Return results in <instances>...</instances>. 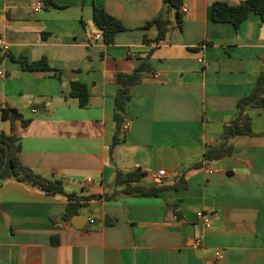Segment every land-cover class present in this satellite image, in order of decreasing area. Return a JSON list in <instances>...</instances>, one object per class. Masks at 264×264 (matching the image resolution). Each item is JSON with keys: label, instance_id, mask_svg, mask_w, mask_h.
<instances>
[{"label": "crops", "instance_id": "0c3cea01", "mask_svg": "<svg viewBox=\"0 0 264 264\" xmlns=\"http://www.w3.org/2000/svg\"><path fill=\"white\" fill-rule=\"evenodd\" d=\"M238 1L182 0V21L174 23L170 11L156 44L149 41L157 29L144 26L162 0H0V38L8 46L0 53V132H10L1 109H16L29 120L26 127L14 121L20 164L60 180L65 194L100 196L63 221L66 196L3 182L0 264H264V108L245 109L253 135L232 138L230 155L187 170L219 144L223 125L264 71L259 16L250 13L238 28L211 19L213 3ZM94 7L124 27L111 44L93 39L100 34ZM41 58L49 71L21 63ZM142 63L149 68L129 87L116 130V75ZM72 82L86 86L84 106L70 96ZM114 135L119 142L111 147ZM136 170L142 186L164 189L105 199L121 188L116 171Z\"/></svg>", "mask_w": 264, "mask_h": 264}, {"label": "trees", "instance_id": "16d2710c", "mask_svg": "<svg viewBox=\"0 0 264 264\" xmlns=\"http://www.w3.org/2000/svg\"><path fill=\"white\" fill-rule=\"evenodd\" d=\"M182 0H162V7L159 12L148 22L144 28L155 26L157 29L156 37L149 41L160 43L164 40L167 27L171 24L168 14L174 12V23L179 24L182 21L180 8ZM259 16L264 22V0H240L233 5L223 2H215L211 7V19L215 23H229L234 28H238L240 23L250 14ZM93 21L100 29V35L104 44L113 43L114 37L118 32L124 30L122 24L115 18L108 15L102 8H93ZM3 56L0 55V63ZM28 71H49L51 68L45 58L33 62H21ZM145 63L140 64L133 72L129 74L118 73L116 75V83L119 88L116 91L113 100V121L116 130H119L127 110L129 101L128 89L130 86L137 84L144 73L148 69ZM70 96L77 97L80 106H84L87 102L88 94L86 86L80 82H72L70 85ZM238 112L236 117L225 123L219 135V144L217 146H208L203 153L202 160L193 164L187 170L198 169L207 164L217 161L223 157L230 155L232 147L229 141L236 136H252L251 120L246 112L247 107L264 108V71H261L255 81L252 91L245 97L241 98L237 104ZM2 118L10 123V132L5 134L0 132V186L8 180H15L27 186L36 187L52 195H63L69 200L66 209L61 214L63 221L69 219L75 213L76 208L85 205L88 201L98 199L100 196L79 197L73 194H65L63 185L60 180H50L37 174L20 164L17 153L19 151L18 137L15 135L14 121L19 120L22 127L29 124V120L23 119L21 114L14 108L5 107L1 109ZM119 142L117 135H114L111 147H115ZM144 173L133 171L122 173L116 171L114 175V186L121 187L115 190L105 199H112L114 196L121 194L124 196L151 197L157 196L164 187L161 186H142L141 179ZM184 177L182 174L181 178ZM4 212V208L0 205V219Z\"/></svg>", "mask_w": 264, "mask_h": 264}, {"label": "built area", "instance_id": "2783aa9c", "mask_svg": "<svg viewBox=\"0 0 264 264\" xmlns=\"http://www.w3.org/2000/svg\"><path fill=\"white\" fill-rule=\"evenodd\" d=\"M37 10H39V6L36 4V6H34V8H33V11L34 12H36ZM186 8L185 7H181L180 8V12L181 13H186ZM93 39L94 40H101L102 39V37H101V35L100 34H95L94 36H93ZM7 51H8V46H7V44L4 42V40H2L1 38H0V53L1 54H6L7 53ZM0 75H2V72H0ZM123 129H127V125H123ZM164 175V170H159L158 172H157V174H156V177L157 178H161L162 176ZM87 181H90V179H87ZM197 218L198 219H200L202 222H203V224L205 225V227H208L209 226V222H208V220L201 214V213H197ZM195 245L196 246H200V242H199V240H196L195 241ZM215 258L216 259H221V255H220V253L219 252H216L215 253Z\"/></svg>", "mask_w": 264, "mask_h": 264}, {"label": "water", "instance_id": "95a60500", "mask_svg": "<svg viewBox=\"0 0 264 264\" xmlns=\"http://www.w3.org/2000/svg\"><path fill=\"white\" fill-rule=\"evenodd\" d=\"M72 224L76 226V224H74V223H72Z\"/></svg>", "mask_w": 264, "mask_h": 264}]
</instances>
